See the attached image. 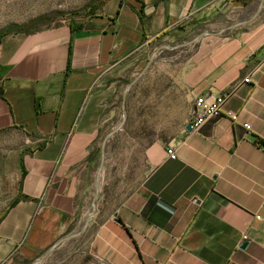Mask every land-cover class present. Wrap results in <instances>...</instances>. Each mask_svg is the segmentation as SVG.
Listing matches in <instances>:
<instances>
[{"label": "crops", "instance_id": "1", "mask_svg": "<svg viewBox=\"0 0 264 264\" xmlns=\"http://www.w3.org/2000/svg\"><path fill=\"white\" fill-rule=\"evenodd\" d=\"M92 9L76 25L0 37V142L16 170L0 262L95 225L113 229L134 264H264V0H96ZM215 22L225 26L177 76L182 124L147 147V171L111 205L102 135L120 84L157 48ZM220 94L223 116L188 131L195 98Z\"/></svg>", "mask_w": 264, "mask_h": 264}, {"label": "rangeland", "instance_id": "2", "mask_svg": "<svg viewBox=\"0 0 264 264\" xmlns=\"http://www.w3.org/2000/svg\"><path fill=\"white\" fill-rule=\"evenodd\" d=\"M96 0H0V37L6 33L35 32L51 26L78 24L92 14ZM225 24H204L200 29L157 48L146 63L121 85V99L113 105L115 131L106 142L113 180L108 202L113 205L128 193L147 171L143 152L153 144H165L182 124L184 104L177 76L183 64L200 44L212 39L213 32ZM203 32V33H202ZM202 33V34H200ZM207 33V34H206ZM226 35V34H224ZM100 140V142H102ZM8 147L0 142V222L15 199V163ZM65 238V239H64ZM64 239V240H62ZM49 253L47 251L58 241ZM134 264L125 243L114 236L113 229L77 226L73 232L41 248L29 243L15 250L0 264Z\"/></svg>", "mask_w": 264, "mask_h": 264}, {"label": "built area", "instance_id": "3", "mask_svg": "<svg viewBox=\"0 0 264 264\" xmlns=\"http://www.w3.org/2000/svg\"><path fill=\"white\" fill-rule=\"evenodd\" d=\"M247 82V79L244 80ZM226 94H220L218 96H198L193 102V108L190 116V120L187 125L190 126V131H197L200 126L208 119L213 117L223 116L222 105L226 99ZM225 116L232 121H235L236 116L230 112L226 113ZM244 128L249 129L248 124L243 125ZM256 146L260 149H264V144L256 142ZM167 155L171 158H175V154L172 149L167 150ZM256 219H260L256 216ZM246 236L242 237V240H246Z\"/></svg>", "mask_w": 264, "mask_h": 264}, {"label": "water", "instance_id": "4", "mask_svg": "<svg viewBox=\"0 0 264 264\" xmlns=\"http://www.w3.org/2000/svg\"><path fill=\"white\" fill-rule=\"evenodd\" d=\"M186 129L188 130V131H190V126H186ZM115 131L113 130V131H111V132H109L106 136H105V138H104V142H106L107 141V139L109 138V136H111V134H113ZM65 239V238H64ZM64 239H62V240H64ZM62 240H60V241H58L56 244H54L51 248H49V250L47 251V253H49L58 243H60ZM37 262L38 261H35L34 263H32V264H37Z\"/></svg>", "mask_w": 264, "mask_h": 264}]
</instances>
